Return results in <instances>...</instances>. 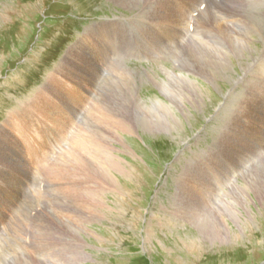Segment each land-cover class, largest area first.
Masks as SVG:
<instances>
[{"label":"rangeland","instance_id":"rangeland-1","mask_svg":"<svg viewBox=\"0 0 264 264\" xmlns=\"http://www.w3.org/2000/svg\"><path fill=\"white\" fill-rule=\"evenodd\" d=\"M263 1L0 0V264H264ZM96 47L89 102L28 164L42 125L13 113Z\"/></svg>","mask_w":264,"mask_h":264},{"label":"bare ground","instance_id":"bare-ground-1","mask_svg":"<svg viewBox=\"0 0 264 264\" xmlns=\"http://www.w3.org/2000/svg\"><path fill=\"white\" fill-rule=\"evenodd\" d=\"M133 1V0H132ZM139 1V0H138ZM211 1V0H210ZM239 1V0H238ZM245 1V0H244ZM248 1V0H247ZM252 1V0H251ZM263 1V0H262ZM135 2V1H134ZM154 2V1H153ZM190 2V1H189ZM192 2V1H191ZM227 2V1H226ZM255 2V1H254ZM264 2V1H263ZM256 3V2H255ZM116 4V3H115ZM146 4V3H145ZM198 4V3H197ZM230 4V3H229ZM243 4V3H242ZM253 5V3H250V5ZM132 5V4H130ZM205 5V4H204ZM235 5V4H234ZM247 5V4H246ZM155 6V5H154ZM190 6V4H189ZM193 6V5H192ZM217 6V4H216ZM244 6V5H243ZM260 6H262L260 4ZM185 7V6H184ZM199 7V6H198ZM219 7V5H218ZM233 7V6H232ZM231 7V8H232ZM236 7V6H235ZM242 7V6H241ZM248 7V6H247ZM253 7V6H252ZM220 8V7H219ZM229 8V7H228ZM217 9V8H216ZM244 9V8H243ZM247 9V8H246ZM253 9V8H252ZM165 10V9H164ZM168 11V10H167ZM225 11V10H223ZM241 11V10H240ZM244 11V10H243ZM253 11V10H252ZM170 12V11H169ZM175 12V11H174ZM200 12V11H199ZM198 12V13H199ZM221 12V11H220ZM219 12V13H220ZM232 12V11H231ZM249 12V11H248ZM251 12V11H250ZM170 14V13H169ZM191 14V13H190ZM221 14V13H220ZM228 14V13H227ZM241 14V12H240ZM150 15V14H149ZM166 15V14H165ZM164 15V16H165ZM172 15V14H171ZM224 15V14H223ZM244 15V14H243ZM247 15V14H246ZM230 16V14H229ZM234 16V15H231V17ZM170 17V16H169ZM198 17V16H197ZM196 17V18H197ZM226 17V16H225ZM246 17V16H244ZM154 18V17H153ZM157 18V17H156ZM171 18V17H170ZM191 18V17H190ZM195 18V19H196ZM233 18V17H232ZM169 19V18H168ZM182 19V18H181ZM180 19V20H181ZM185 19V18H184ZM198 19V18H197ZM229 19V18H228ZM247 19V18H246ZM106 20V19H105ZM150 20V19H149ZM154 20V19H153ZM161 20V19H160ZM183 20V19H182ZM237 20V19H236ZM192 21V20H191ZM238 21V20H237ZM247 21V20H246ZM249 21V20H248ZM183 22V21H182ZM186 22V21H185ZM204 22V21H203ZM226 22V21H225ZM245 22V21H244ZM200 23V22H199ZM206 23V22H205ZM227 23V22H226ZM248 23V22H247ZM246 23V24H247ZM154 24V23H153ZM173 24V23H172ZM175 24V23H174ZM192 24V23H191ZM221 24V23H220ZM229 24V23H228ZM176 25V24H175ZM184 25V24H183ZM202 25V23H201ZM207 25V24H205ZM218 25V24H217ZM166 26V25H165ZM229 26V25H228ZM233 26V25H232ZM240 26V25H239ZM179 27V26H178ZM188 27V26H187ZM197 27V26H196ZM206 27V26H205ZM216 27V26H215ZM89 28V27H88ZM135 28V27H134ZM183 28V27H182ZM91 29V30H89ZM87 29L86 33L84 34V38H86L89 33H93V31L95 29H99L98 27L96 28L95 26L92 27V28H89ZM136 29V28H135ZM174 29V28H173ZM197 29V28H195ZM210 29V28H208ZM214 29V28H213ZM247 29V28H246ZM179 30V29H178ZM219 30V29H218ZM240 30V29H239ZM245 30V29H244ZM186 31V30H185ZM211 31V30H210ZM246 31V30H245ZM187 32V31H186ZM235 32V30H234ZM95 33V32H94ZM98 33V32H97ZM135 33V32H134ZM238 33V32H237ZM179 34V33H178ZM210 34V33H209ZM148 35V34H147ZM190 35V34H189ZM243 35V34H242ZM100 36L105 39L106 38V33L102 34L100 33ZM184 36V35H183ZM241 36V35H240ZM90 37V36H89ZM154 38V37H153ZM101 38H98V39H95V41L97 40L98 44H99V41L98 40H103ZM239 39V38H238ZM79 40V39H78ZM81 40V39H80ZM181 40V39H180ZM241 40V39H240ZM246 40V39H245ZM105 41V40H104ZM170 42V41H169ZM188 42V41H187ZM79 43V42H78ZM157 43V42H156ZM171 43V42H170ZM163 44V43H162ZM173 44V43H172ZM227 44V43H226ZM243 44V43H242ZM245 45V44H244ZM225 46V45H224ZM75 47H78V45H75L73 47H71L67 52H66V55L64 56V60H67L68 61V67L72 64V58L67 55H69V53L75 48ZM160 47V46H159ZM245 47V46H244ZM192 48V47H191ZM227 48V47H226ZM232 48V47H231ZM250 48V47H249ZM154 49V48H153ZM160 49V48H159ZM229 49V48H227ZM236 49V48H235ZM95 53L98 54V55H101L102 58H103V55H104V50H102L100 47H96L95 49ZM243 50V49H242ZM77 51V50H76ZM167 51V50H166ZM149 52V51H148ZM163 52V51H162ZM243 52V51H242ZM73 54V53H72ZM170 54V53H168ZM74 55V54H73ZM97 55V57H99ZM264 55V54H263ZM261 55V56H263ZM102 58H98L95 60L94 63H88L86 64V70L89 71V76H84V75H75L73 76V78H70L69 81H66V82H70L71 84V88H70V84H66V86H64V83H65V78L63 77H59L56 81H55V84L53 85V90L51 91V89L49 90L48 87L44 86L42 87V90L44 91V93L41 95V96H38V95H35L33 96V98L35 100H33L31 102V104L27 107V109H23V110H19L15 113H13L12 117L13 118H17V119H20L22 121H27L29 120L34 114L35 115H38L39 119H40V125H42V128L41 127H38L34 130H29V131H26V132H22V133H19V136H20V139L22 140L23 142V145H22V151H26L27 150V158L29 159V161L27 162L28 164H33L35 163L36 161L33 160L32 161V157H30V155H32L33 151L36 149V147H42L44 146V140L43 138H45L50 144L51 142H54V140L57 138V136L59 135L58 132L55 130L58 129V128H61V130H66L65 128H67L71 121H72V115H73V111L76 110L77 108H81L82 106H84L87 101L89 100V96L92 92V89L94 88L95 86V83L97 82L98 80V77H99V74L104 71L105 69V65H106V57H104L103 59ZM264 58V57H263ZM178 60V59H177ZM264 60V59H263ZM262 61V60H261ZM194 62V61H193ZM262 63V62H261ZM260 63V64H261ZM191 64V63H190ZM258 64V63H257ZM259 64V65H260ZM179 65V64H177ZM258 67V66H257ZM91 69H94L95 71H92ZM107 69V68H106ZM108 70V69H107ZM254 70V69H253ZM84 70L83 69H80L79 72L80 74H83L81 72H83ZM99 73V74H98ZM107 74V73H106ZM245 74V73H244ZM125 75V74H124ZM168 75V74H167ZM176 75V74H175ZM68 76V75H66ZM102 76V75H101ZM174 77V76H173ZM124 78V77H123ZM243 78V77H242ZM102 79V78H101ZM236 79V78H235ZM178 80V79H177ZM176 80V81H177ZM239 80V79H238ZM242 80V79H241ZM102 81V80H101ZM166 81V80H165ZM169 81V80H168ZM240 81V80H239ZM238 81V82H239ZM131 82V81H130ZM81 83H85L86 84V87H82L81 86ZM99 83V82H98ZM132 83V82H131ZM89 85L91 87H89ZM236 85V84H235ZM111 86V85H110ZM69 87V88H68ZM181 87V86H180ZM114 88V87H113ZM127 89V88H126ZM170 89V88H169ZM176 90V89H175ZM48 91H51L49 93H47ZM99 91V90H98ZM231 91V90H230ZM229 91V92H230ZM129 92V91H128ZM232 92V91H231ZM63 93L64 95V98L62 97V100H61V103L60 105H58L57 103H53L55 101H57V99L60 98V95ZM180 93V92H178ZM188 93V92H187ZM100 94V92H99ZM189 94V93H188ZM40 95V94H39ZM185 95V94H184ZM99 96V95H98ZM97 96V97H98ZM102 97V96H101ZM177 97V96H176ZM95 98V97H94ZM187 98V97H186ZM32 99V98H31ZM31 99H29L28 101H30ZM154 99V98H153ZM157 99V98H156ZM176 100V99H175ZM100 101V100H99ZM89 102V101H88ZM105 102V101H103ZM182 102V101H181ZM244 102V101H243ZM242 102V103H243ZM93 103V102H92ZM99 103V102H98ZM67 104H72V105H67ZM105 104V103H104ZM126 104V103H125ZM143 104V103H142ZM173 104V103H172ZM99 105V104H98ZM155 105V104H154ZM163 105V104H162ZM105 106V105H104ZM160 106V105H159ZM106 107V106H105ZM104 107V108H105ZM142 107V106H141ZM175 107V106H174ZM76 108V109H75ZM100 108V107H99ZM112 108V107H111ZM147 108V107H146ZM167 108V107H166ZM181 108V107H180ZM82 109V108H81ZM91 109H93L91 107ZM148 109H149V106H148ZM84 110V109H83ZM89 110V109H88ZM105 110V109H104ZM180 111H182L181 109H179ZM95 112V110H92ZM99 111V110H97ZM170 111V109H169ZM19 112H22L19 114ZM89 112V111H88ZM101 112V111H100ZM141 112V111H139ZM96 113V112H95ZM99 113V112H98ZM97 113V114H98ZM89 114V113H88ZM106 114V113H105ZM168 114V113H167ZM174 114V113H172ZM139 115V114H138ZM170 115V114H169ZM141 116V115H140ZM145 116V115H143ZM156 116V115H155ZM184 116V115H183ZM100 117V116H99ZM161 117V115H160ZM169 117V116H168ZM89 118V117H88ZM106 118V117H105ZM114 118V117H113ZM152 118V117H151ZM95 119V118H93ZM116 119V118H115ZM114 119V120H115ZM144 119V118H143ZM142 119V120H143ZM148 120V119H147ZM153 120V119H152ZM151 120V121H152ZM163 120V119H162ZM172 121V120H171ZM170 122V121H169ZM174 122V121H173ZM179 122V121H178ZM98 124V123H97ZM158 124V123H157ZM156 124V125H157ZM88 125V124H86ZM95 125V124H94ZM116 125L117 122H116ZM161 125V124H160ZM169 125V124H168ZM117 127V126H115ZM119 127V126H118ZM91 128V127H90ZM120 128V127H119ZM131 128V127H130ZM113 129V128H112ZM117 129V128H116ZM60 131V130H59ZM93 135H94V131H92ZM98 132V131H97ZM114 132V131H113ZM91 134V135H92ZM92 135V136H93ZM18 136V135H16ZM18 136V137H19ZM87 136V135H86ZM85 136V137H86ZM89 136V135H88ZM87 136V137H88ZM105 136V135H104ZM84 137V138H85ZM96 137H100V136H96ZM102 137V136H101ZM121 137V136H120ZM80 138V137H79ZM78 138V139H79ZM108 138V137H107ZM14 139H17V137H15V135L13 136V138H9L8 139V142L10 144H14L15 143V140ZM81 140V139H80ZM97 140V138H96ZM72 141V140H71ZM91 141V140H90ZM81 142V141H80ZM8 143V144H9ZM106 143V142H104ZM12 147V146H11ZM52 147V146H51ZM72 147V146H71ZM74 147V146H73ZM64 148V147H63ZM70 148V147H69ZM109 148V147H108ZM53 149V148H52ZM110 149V148H109ZM60 150V149H59ZM69 150V149H68ZM108 150V149H106ZM53 151V150H52ZM73 151V150H72ZM71 152V151H70ZM107 152V151H106ZM112 152V151H111ZM48 153V152H47ZM109 155L113 156L111 153H109ZM12 156V155H11ZM48 155H46V158H47ZM68 156V155H67ZM9 158V156H7ZM69 157V156H68ZM117 157V156H116ZM37 159H40V156H37L36 157ZM10 159V158H9ZM50 159V158H49ZM68 159V158H67ZM5 162V161H4ZM44 162V161H43ZM64 162V161H62ZM63 164V163H62ZM14 166V165H13ZM22 166V165H21ZM250 166V165H249ZM19 167V166H18ZM63 167V166H62ZM1 169V168H0ZM25 169V168H24ZM27 170V169H26ZM5 171V170H4ZM2 170H0V178L1 176H4L6 175V172H4ZM31 171V170H30ZM26 172V171H25ZM56 172V171H55ZM28 173V172H27ZM32 173V172H31ZM54 174H57V173H54ZM108 174V173H107ZM10 175V174H9ZM110 176L109 178L111 179V175H108ZM5 177V176H4ZM115 179V178H114ZM110 181H114L113 178L110 180ZM10 201L12 203H14L15 201V198L11 197L10 198ZM262 202V201H261ZM92 203V202H91ZM89 204V203H88ZM81 205V204H80ZM91 205V204H90ZM88 206V205H87ZM20 208V207H19ZM82 208V207H81ZM85 208V207H84ZM225 209V208H224ZM13 210V209H12ZM85 211V210H84ZM98 211V210H97ZM225 211V210H224ZM231 213V215L233 216V214H235L234 212H237L236 209H233V211L229 210ZM53 213V212H52ZM90 214V212H89ZM102 217V216H101ZM10 219V218H9ZM44 221V220H43ZM46 223V222H45ZM10 224V223H9ZM25 224V223H24ZM80 227V226H79ZM82 227V226H81ZM12 228V227H11ZM51 228V227H50ZM79 229V228H78ZM85 230V228H83ZM141 231V230H140ZM92 234V233H91ZM95 234V233H94ZM93 234V235H94ZM96 235V234H95ZM61 237V236H60ZM95 237V236H94ZM99 238V237H98ZM210 239H226L228 238L226 235H221V236H210L209 237ZM68 240V239H67ZM82 240V239H81ZM224 241V240H222ZM74 242V241H73ZM86 243V242H85ZM70 244V243H69ZM19 245V244H18ZM72 245V244H71ZM74 245V244H73ZM53 247V246H52ZM94 247V246H93ZM189 247V246H188ZM40 248V247H39ZM73 248V247H72ZM14 249V248H13ZM23 249V248H22ZM80 249V248H79ZM97 249V248H96ZM20 250V249H18ZM39 250V249H38ZM81 250V249H80ZM16 251V250H15ZM56 251V250H55ZM66 251V250H65ZM76 251V250H75ZM3 252V251H2ZM31 252V251H30ZM34 252V251H33ZM61 252V250H60ZM49 253V252H48ZM77 253V252H76ZM55 254V252L53 253ZM65 254V253H64ZM84 254V253H83ZM59 255V254H58ZM62 255V254H61ZM77 255V254H76ZM88 255V254H87ZM50 258V257H49ZM66 258V257H65ZM73 258V257H72ZM82 258V257H81ZM46 259V258H45ZM56 260V259H55ZM51 262V261H50ZM68 262V261H67ZM77 262V261H75ZM82 262V261H81ZM17 263V262H16ZM80 263V262H79Z\"/></svg>","mask_w":264,"mask_h":264}]
</instances>
